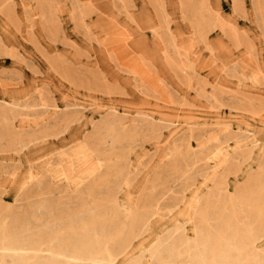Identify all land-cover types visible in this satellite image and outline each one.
<instances>
[{"label": "rangeland", "instance_id": "rangeland-1", "mask_svg": "<svg viewBox=\"0 0 264 264\" xmlns=\"http://www.w3.org/2000/svg\"><path fill=\"white\" fill-rule=\"evenodd\" d=\"M0 241L264 264V0H0Z\"/></svg>", "mask_w": 264, "mask_h": 264}, {"label": "bare ground", "instance_id": "bare-ground-1", "mask_svg": "<svg viewBox=\"0 0 264 264\" xmlns=\"http://www.w3.org/2000/svg\"><path fill=\"white\" fill-rule=\"evenodd\" d=\"M9 2H11L12 0H8ZM73 1V0H72ZM75 3V2H74ZM79 5V4H78ZM35 6V5H34ZM42 8H43V6H42ZM37 12V11H36ZM35 12V13H36ZM162 13V12H161ZM156 14V13H155ZM163 20V19H162ZM160 21H161V19H160ZM104 35V34H103ZM109 35V34H108ZM107 35V36H108ZM114 35V34H113ZM110 37V36H109ZM103 38H104V36H103ZM102 38V39H103ZM106 38V37H105ZM101 39V40H102ZM108 41H110V40H108ZM107 41V42H108ZM113 41V40H112ZM101 42V41H100ZM99 42V43H100ZM105 43V42H104ZM114 43V42H113ZM106 45V44H105ZM106 47V46H105ZM106 48H108V46L106 47ZM108 49H110V47L108 48ZM117 52H115V54H116ZM141 63V62H140ZM132 71V70H131ZM136 72V71H135ZM23 84H24V82H23ZM5 85V84H4ZM4 103V102H3ZM9 104V103H8ZM16 105V104H15ZM12 107H14V105H12ZM2 109V108H1ZM62 112V111H61ZM12 113V112H11ZM4 114H6V113H4ZM12 116H13V113L11 114ZM65 116V115H64ZM10 118V117H9ZM5 121V120H4ZM6 125H8L7 123H5ZM11 128V127H10ZM10 130H12V129H10ZM190 134H192V133H190ZM195 136V135H194ZM191 139V138H190ZM192 160H193V158H192ZM189 161H190V159H189ZM195 161V160H194ZM193 161V162H194ZM186 163V162H185ZM195 163H196V161H195ZM187 164V163H186ZM191 165H193L192 163H191ZM61 167H62V165H61ZM185 167H186V165H185ZM189 167L191 168V166H190V164H189ZM195 167V166H194ZM187 168V167H186ZM61 169V168H60ZM184 169V168H183ZM192 169V168H191ZM195 169H193V171H194ZM90 173V172H89ZM187 173H188V171H187ZM190 173V172H189ZM88 174V173H87ZM89 175V174H88ZM85 177L87 176V175H84ZM46 177V176H45ZM63 177V176H62ZM172 177V176H171ZM175 177V176H174ZM66 178V177H65ZM64 178V179H65ZM80 178V177H79ZM78 177L75 179V181L76 180H78L79 179ZM87 178V177H86ZM52 179V178H51ZM62 179V178H61ZM70 179V178H69ZM68 179V180H69ZM82 179V178H81ZM89 179V178H88ZM54 180V179H53ZM67 180V179H66ZM70 181V180H69ZM95 181V180H94ZM33 182V181H32ZM50 182V181H49ZM78 182V181H77ZM51 183V182H50ZM67 183H69V182H67ZM73 183V182H72ZM72 183H70V184H72ZM106 183V182H105ZM116 183V182H115ZM35 184V183H34ZM34 184H33V186H34ZM37 184H38V182H37ZM43 184V183H42ZM78 184H79V182H78ZM104 185V184H103ZM117 185V184H116ZM152 185V184H151ZM43 186V185H42ZM105 186H106V184H105ZM98 187H99V185H98ZM107 187V186H106ZM114 187V186H113ZM112 186H111V188H113ZM152 187H154L153 185H152ZM36 188V187H35ZM35 188H33L34 190H37V188L35 189ZM40 188H42V187H40ZM39 188V190H41ZM74 188V187H73ZM104 188V187H103ZM44 189V188H43ZM42 189V190H43ZM114 189V188H113ZM105 191H106V188L104 189ZM103 190V191H104ZM151 190V189H150ZM113 191V190H112ZM28 192V191H27ZM33 192H35V191H32V194H33ZM37 192H38V190H37ZM55 192V191H54ZM54 192H52L51 190L49 191H47L46 193H47V195L45 194V195H43V197L45 196V197H47L48 198V196L50 197V199H51V197H52V199H54ZM99 192V191H98ZM107 192H110V191H108V189H107ZM114 192V191H113ZM152 192H154V191H152ZM36 193V192H35ZM96 193V192H95ZM106 193V192H105ZM169 192H166V194L165 195H167ZM171 193V192H170ZM31 193H29V194H27V196H28V198H29V195H30ZM31 194V195H32ZM101 195H103L104 194V192H103V194L102 193H100ZM108 194H112V193H108ZM151 194V193H150ZM172 194V193H171ZM171 194H168V196H170ZM30 195V196H31ZM105 195H107V194H105ZM116 195V194H115ZM33 196V195H32ZM31 196V197H32ZM35 196H37V195H35ZM34 196V197H35ZM108 196V195H107ZM149 196V195H148ZM23 197V196H22ZM97 197H98V195H97ZM105 197V196H104ZM153 197V196H152ZM151 197V198H152ZM33 198V197H32ZM38 198H40V197H38ZM38 198H37V200H38ZM96 198V197H95ZM99 198V197H98ZM102 198V197H101ZM150 197H149V200L151 199ZM30 199V198H29ZM44 199V198H43ZM46 199V198H45ZM100 199V198H99ZM219 199V198H218ZM40 200V199H39ZM49 200V199H48ZM96 200V199H95ZM104 200V199H103ZM152 200V199H151ZM222 200V199H221ZM33 201H35L34 199H33ZM30 202V201H29ZM28 202V203H29ZM45 202V201H44ZM66 202V201H65ZM155 202V201H154ZM34 203V202H33ZM46 203V202H45ZM48 203V202H47ZM151 203V202H150ZM42 205V204H41ZM48 205H49V203H48ZM45 205V207L44 208H42V211L44 212L45 211V213H47V211H46V209L48 210V208H50V207H52V205ZM66 205H68V203H66ZM110 205V204H109ZM141 206H143V204L141 205ZM46 207H48V208H46ZM54 207V206H53ZM53 207H52V209H53ZM67 207V206H66ZM82 207V206H81ZM87 208V207H86ZM8 209V208H7ZM10 209V208H9ZM65 209V208H64ZM69 209H70V207L68 208V210H67V212H69ZM93 209V208H92ZM92 209H90L91 211H92ZM140 209V208H139ZM215 209V208H214ZM54 210V209H53ZM57 210V209H56ZM63 210V209H62ZM81 210V209H80ZM86 211H87V209H85ZM94 210V209H93ZM49 211V210H48ZM58 211V210H57ZM84 211V210H83ZM82 212V211H81ZM57 213V212H56ZM63 213V212H62ZM64 213H65V211H64ZM80 213V212H79ZM98 213V212H97ZM255 213V212H254ZM59 214V213H58ZM61 214V213H60ZM121 214V213H120ZM140 214V213H139ZM47 215V214H46ZM81 215V214H80ZM96 215V214H95ZM99 215H101V214H99ZM256 215V214H255ZM19 216H21V214L19 215ZM70 216H71V214H70ZM91 216V215H90ZM90 216H88V217H90ZM22 217V216H21ZM61 217V216H60ZM64 217H65V215H64ZM119 217V216H118ZM141 217V216H140ZM76 218V217H75ZM84 219H85V217H83ZM117 218V217H116ZM116 218H115V220H116ZM258 218V217H257ZM83 219V220H84ZM17 220V219H16ZM22 220V219H21ZM71 220V219H70ZM79 220V219H78ZM82 220V219H81ZM108 220V219H107ZM114 220V219H113ZM19 221H20V219H19ZM60 221V220H59ZM118 221H119V219H118ZM214 221V220H213ZM61 222V221H60ZM66 222V221H65ZM80 222V221H79ZM254 221H253V219H252V217L250 216V218L248 217L247 219H246V221H245V223L246 224H248V225H250V226H252V223H253ZM26 223V222H25ZM61 223H63V222H61ZM85 223V222H84ZM105 223V222H104ZM103 223V224H104ZM107 223V222H106ZM111 223V222H110ZM140 223H141V220H140ZM140 223L138 224V225H140ZM20 224H21V222H20ZM39 224V223H38ZM87 224V223H86ZM100 224V223H99ZM112 224V223H111ZM121 224V223H120ZM120 224L118 225V226H120ZM17 225V224H16ZM15 225V226H16ZM35 225V224H34ZM77 225V224H76ZM75 225V226H76ZM78 225H81L80 223L78 224ZM82 225H84L83 223H82ZM116 225V224H115ZM37 226V225H36ZM70 226V225H69ZM118 226H114V229H116L115 227H118ZM143 226V225H142ZM34 226H32V228H33ZM61 227H63V225L61 226ZM77 227V226H76ZM140 227V226H139ZM21 228V227H20ZM25 228V227H24ZM29 228V227H28ZM52 228V227H51ZM57 227H55V229H56ZM119 228V227H118ZM117 228V229H118ZM202 228V227H201ZM27 229V228H26ZM31 229V228H30ZM45 229V228H44ZM54 229V230H55ZM58 229V228H57ZM110 229V228H109ZM120 229V228H119ZM18 230V229H17ZM48 230H49V227H48ZM53 230V231H54ZM101 230H103V232H106V231H104V229H101ZM105 230H107V228L105 229ZM12 231H14V230H12ZM29 231V230H28ZM37 231V230H36ZM108 231V230H107ZM111 231L112 230H110V233H111ZM126 231V230H125ZM30 232V231H29ZM42 232V231H41ZM40 232V233H41ZM97 232V231H96ZM101 232V231H100ZM103 232H101V234L103 233ZM126 232H128V231H126ZM125 232V233H126ZM138 232V231H137ZM20 233V232H19ZM18 233V234H19ZM43 233H45V231L43 232ZM92 233V235H93V232H91ZM139 233V232H138ZM31 234V233H30ZM96 234V233H95ZM97 234H99V233H97ZM263 234V233H262ZM32 235V234H31ZM65 235H67L68 236V234H65ZM140 235V234H139ZM14 235H12V237H13ZM20 236V235H19ZM23 236H25V235H23ZM39 236V235H38ZM99 236V235H98ZM103 236V235H102ZM106 236V235H105ZM22 237V236H21ZM69 238H70V236H68ZM75 238H78L77 236H74ZM80 237V236H79ZM83 237V236H82ZM137 237V236H136ZM263 237V236H262ZM24 238V237H23ZM23 238H22V240H23ZM36 238V237H35ZM46 238V237H45ZM62 238V237H61ZM85 238V237H84ZM99 238H101V237H99ZM125 238V237H124ZM188 238V237H187ZM15 239V238H14ZM64 240H65V238H63ZM62 239V240H63ZM105 239V238H104ZM185 239V238H184ZM183 239V240H184ZM233 239V238H232ZM254 239V238H253ZM51 240V239H50ZM77 240V239H76ZM79 240V239H78ZM84 240V239H83ZM89 240V239H88ZM101 240V239H100ZM182 240V241H183ZM2 241V240H1ZM0 241V242H1ZM9 241V240H8ZM45 241V239L43 240V242ZM67 241V240H66ZM71 241V240H70ZM70 241H68V243L70 242ZM73 241V240H72ZM71 241V242H72ZM125 241V240H124ZM123 241V242H124ZM11 242V241H10ZM21 242V241H20ZM61 242V241H60ZM70 242V243H71ZM75 242V241H74ZM80 242V241H79ZM86 242V241H85ZM120 242V241H119ZM67 243V244H68ZM91 243H93V242H91ZM60 244V243H59ZM76 244V243H75ZM78 244V243H77ZM94 244V243H93ZM238 244V243H237ZM19 245V244H18ZM20 245H21V243H20ZM33 245H34V242L31 240V242L30 243H27V247H24L23 246V250L24 251H29L30 249H33ZM61 245H62V243H61ZM117 245H119V244H117ZM123 245H124V243H123ZM11 246H13V245H11ZM22 246V245H21ZM70 247H71V245H69ZM68 246V247H69ZM72 246H74V245H72ZM77 246V245H76ZM183 246H184V244H183ZM192 246V245H191ZM20 247V246H19ZM69 247V248H70ZM121 246L119 245V248H120ZM194 247V246H193ZM35 248V247H34ZM63 248H65L64 250H68V249H66L67 247L65 246V247H63ZM92 248V247H91ZM90 248V249H91ZM119 248L117 249V251H115L114 249V251H113V253H114V255H115V257H117L119 254H118V250H119ZM122 248V247H121ZM10 249H12L9 245L7 246V244H3V245H1L0 246V250L2 251V252H0V264H7V262H6V260H5V258H6V255H8V253H6L7 252V250H10ZM14 249V248H13ZM12 249V250H13ZM20 249V248H19ZM70 249H72V248H70ZM90 249L88 248V251H90ZM123 249V248H122ZM23 250H22V252H23ZM208 250H209V247H208ZM14 251V250H13ZM12 251V252H13ZM19 251V250H18ZM31 251V250H30ZM71 251V250H70ZM120 251V250H119ZM11 252V251H10ZM11 252V253H12ZM16 252V251H15ZM68 252V251H67ZM75 252V251H74ZM69 253V252H68ZM209 253H211V252H209ZM10 254V253H9ZM14 254H16V253H14ZM194 254V253H193ZM201 254V253H200ZM12 255H13V253H12ZM22 255V254H21ZM21 255H18V256H16L17 258H14L13 259V264H24L22 261L24 260V256H21ZM70 255H71V252H70ZM210 255H212V254H209V255H207L205 258H204V263H202V264H212V263H215V264H230L229 263V261H228V259H226V260H224V261H222V259H221V261H219V259L218 260H215V258H212V256H210ZM60 256H61V254H60ZM83 256V255H82ZM11 258V257H10ZM80 258V257H79ZM78 258V259H79ZM127 258V257H126ZM74 261H75V259L74 258H72ZM12 260V259H11ZM51 260V259H50ZM53 260V259H52ZM56 261H57V258L55 259ZM70 260V259H69ZM48 261V260H47ZM71 261V260H70ZM79 261H80V259H79ZM192 261V260H191ZM44 263V262H43ZM48 263V262H47ZM70 263V262H69ZM77 263V262H76Z\"/></svg>", "mask_w": 264, "mask_h": 264}]
</instances>
